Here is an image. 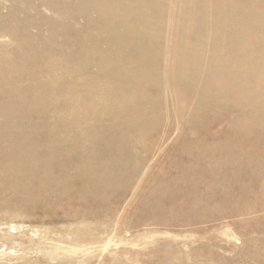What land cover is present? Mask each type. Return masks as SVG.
I'll use <instances>...</instances> for the list:
<instances>
[{
	"label": "rangeland",
	"instance_id": "obj_1",
	"mask_svg": "<svg viewBox=\"0 0 264 264\" xmlns=\"http://www.w3.org/2000/svg\"><path fill=\"white\" fill-rule=\"evenodd\" d=\"M0 86V264H264V0H0Z\"/></svg>",
	"mask_w": 264,
	"mask_h": 264
},
{
	"label": "bare ground",
	"instance_id": "obj_2",
	"mask_svg": "<svg viewBox=\"0 0 264 264\" xmlns=\"http://www.w3.org/2000/svg\"><path fill=\"white\" fill-rule=\"evenodd\" d=\"M220 2H221V1H220ZM227 3H228V2H227ZM238 8H239V7H238ZM250 10H251V9H250ZM249 12H250V11H249ZM238 18H239V17H238ZM258 18H259V17H258ZM239 19H240V18H239ZM106 28H107V27H106ZM235 39H237V38H235ZM90 40H92V38H90ZM109 40H110V39H109ZM111 41H112V40H111ZM111 41H110V42H111ZM230 41H231V40H230ZM119 42H120V41H119ZM143 42H144V41H143ZM145 42H146V41H145ZM145 42H144V43H145ZM113 43H114V42H113ZM115 45H116V44H115ZM144 45H145V44H144ZM116 46H117V45H116ZM116 46H115V47H116ZM119 46L121 47V45H119ZM117 47H118V46H117ZM121 48H122V47H121ZM125 49H126V48H125ZM163 51H164V50H163ZM182 51H183V50H182ZM183 52H184V51H183ZM114 56H115V55H114ZM162 56L164 57V55H162ZM186 60H187V59H186ZM162 63H163V62H162ZM134 65H135V64H134ZM136 65H137V64H136ZM136 65H135V66H136ZM161 65H162V64H161ZM52 67H53V66H52ZM6 70H7V69H6ZM37 70H38V69H37ZM142 72H143V71H142ZM151 72H152V71H151ZM161 72H162V71H161ZM206 72H207V71H206ZM219 72H220V71H219ZM225 73H227V71H226ZM23 74H24V73H23ZM171 75H173V74H171ZM51 80H52V79H51ZM75 80H76V79H75ZM104 80H105V79H104ZM52 82H54V81H52ZM71 82H72V81H71ZM117 83H118V82H116V84H117ZM9 84H10V83H9ZM111 84L113 85V83H111ZM122 84H123V83H122ZM40 85L42 86V84H40ZM76 85H77V84H76ZM91 85H92V84H91ZM8 86H9L10 88H12L10 85H8ZM16 86H17V85H16ZM0 87H1V86H0ZM3 87H5V85H4ZM78 87H79V86H78ZM5 88H6V87H5ZM7 88H8V87H7ZM18 89H19V88H18ZM42 89H44V85H43V88H42ZM130 90H131V88L129 89V91H130ZM13 92H14V91H13ZM13 92H12V93H13ZM82 92H83V91H82ZM126 92H127V91H126ZM131 92H132V91H131ZM134 92H135V91H134ZM141 92H142V91H141ZM74 93H75V92H74ZM89 93H90V92H89ZM123 93H125V92H123ZM135 93H136V92H135ZM111 94H112V93H111ZM63 95H64V93H63ZM119 95H122V94H119ZM127 95H128V94H127ZM224 95H225V94H224ZM0 96H1V95H0ZM77 96H78V95H77ZM100 96H101V95H100ZM115 96H116V95H115ZM125 96H126V95H125ZM59 97H60V96H59ZM128 97H129V96H128ZM27 98H28V97H27ZM62 98H63V97H62ZM72 98H73V97H72ZM80 99H81V98H80ZM70 100H71V98H70ZM120 100H121V99H120ZM127 100H128V99H127ZM139 100H140V99H139ZM62 101H63V100H62ZM68 101H69V100H68ZM80 101H81V100H80ZM80 101H79V102H80ZM112 101H113V100H112ZM115 101H116V100H115ZM121 101H122V100H121ZM108 102H111V101H108ZM119 102H120V101H119ZM75 103H76V102H75ZM75 103H74V104H75ZM114 103L116 104V102H114ZM63 104H64V103H63ZM115 104H114V105H115ZM86 105H88V104H86ZM117 105H118V104H117ZM79 106H80V105H79ZM79 106H78V107H79ZM98 106H99V105H98ZM27 107H28V106H27ZM109 107H111V106H109ZM79 108H80V107H79ZM88 108H89V107H88ZM124 108H125V107H124ZM53 109H54V108H53ZM84 109H85V108H84ZM94 109H95V108H94ZM111 109H112V108H111ZM111 109H110V110H111ZM102 110H103V109H102ZM122 110H123V109H122ZM71 111H72V110H71ZM76 111H77V110H76ZM78 111H79V110H78ZM84 111H86V110H84ZM82 112H83V111H82ZM58 113H59V112H58ZM58 113H57V114H58ZM60 113H61V112H60ZM86 113H87V112H86ZM115 113H116V112H115ZM118 113H119V112H118ZM57 114H56V116H57ZM90 115H91V114H90ZM103 115H104V114H103ZM118 115H119V114H118ZM52 116H53V115H52ZM52 116H51V117H52ZM56 116H55V117H56ZM59 116H60V115H59ZM69 116H70V115H69ZM69 116H68V117H69ZM101 116H102V114H101ZM89 118H90V117H89ZM90 119H91V118H90ZM48 120H49V119H48ZM51 120H52V119H51ZM95 120H98V119H95ZM90 121H92V120H90ZM103 121H104V120H103ZM63 122H64V121H63ZM72 122H73V121H72ZM76 122H77V121H76ZM87 122H88V121H87ZM87 122H86V123H87ZM151 122H154V121H151ZM66 123H67V122H66ZM73 123H74V122H73ZM203 123H204V122H203ZM71 124H72V123H71ZM196 125H197V124H196ZM206 125H207V124H206ZM50 126H51V125H50ZM77 126H78V125H77ZM99 126H100V125H99ZM54 127H55V126H54ZM75 127H76V126H75ZM96 127H97V126H96ZM104 127H105V126H104ZM108 127H109V126H108ZM51 128H52V127H51ZM152 128H154V127H152ZM108 129H109V128H108ZM154 129H155V128H154ZM154 129H153V131H154ZM255 129H256V128H255ZM50 130H51V129H50ZM74 130H75V129H74ZM74 130H73V133L75 132ZM164 130H165V129H164ZM137 131H138V130H137ZM150 131H151V130H149V132H150ZM158 131H159V130H158ZM52 132H53V131H52ZM84 132H85V131H84ZM142 132H143V131H142ZM147 132H148V131H145V133H147ZM165 132H167V131H165ZM168 132H169V131H168ZM252 132H253V131H252ZM73 133H72V135H73ZM138 133H140V132L138 131ZM145 133H144V134H145ZM162 133H164V132H162ZM59 134H60V133H59ZM80 134H81V133H80ZM117 134H118V133H117ZM117 134H116V135H117ZM165 134H166V133H165ZM62 135H64V134H62ZM84 135H85V134H84ZM110 135H111V133H110ZM112 135H113V134H112ZM140 135H141V134H140ZM80 136H81V135H80ZM125 136H126V135H125ZM143 136H144V135H143ZM160 136H161V135H160ZM165 136H166V135H165ZM68 137H71V136L69 135ZM94 137H95V136H94ZM126 137H128V136H126ZM139 137H142V136H139ZM137 138H138V137H137ZM144 138L146 139V137H144ZM69 139H70V138H69ZM127 139L129 140L130 137L127 138ZM138 139H139V138H138ZM134 140H136V139H134ZM81 141H82V140H81ZM109 141H110V140H109ZM137 141H138V140H137ZM137 141H136V142H137ZM145 141H146V140H145ZM39 142H40V141H39ZM82 142H83V141H82ZM102 142H103V141H102ZM110 142H111V141H110ZM133 142H134V141H133ZM139 142H140V141H139ZM139 142H138V143H139ZM80 143H81V142H80ZM86 143H87V142H86ZM108 143H109V142H108ZM134 143H135V142H134ZM82 144H83V143H81V146H82ZM95 144H96V143H95ZM111 144H112V143H111ZM111 144H110V145H111ZM85 145H86V144H85ZM89 145H91V144H89ZM93 145H94V144H93ZM93 145H92V146H93ZM112 145H113V144H112ZM137 145H138V144H137ZM149 145H150V144H149ZM75 146H76V145H75ZM97 146H98V145H97ZM139 146H141V144H139ZM253 146H254V145H253ZM105 147H106V146H105ZM125 147H126V146H125ZM132 147H133V146H132ZM134 147H135V146H134ZM151 147H152V146H151ZM143 148H144V147H142V149H143ZM155 148H156V146H155ZM241 148H242V147H241ZM91 149H92V148H89V149L87 148L88 151H90ZM95 149H96V148H95ZM134 149H135V148H134ZM136 149H137V148H136ZM148 149H149V148H148ZM258 149H259V148H258ZM76 150H78V149H76ZM92 150H93V149H92ZM92 150H91V151H92ZM152 150H153V149H152ZM154 150H155V149H154ZM154 150H153V151H154ZM53 151H54V150H53ZM78 151H79V150H78ZM93 151H94V150H93ZM115 151H117V150H115ZM133 151H134V150H133ZM137 151H140V150L137 149ZM147 151H148V150H146V152H147ZM197 151H198V150H197ZM197 151H196V152H197ZM85 152H86V151H85ZM121 152H122V151H121ZM129 152H130V151H128V153H129ZM241 152H243V151H241ZM52 153H53V152H52ZM72 153H73V152H72ZM77 153H78V152H77ZM89 153H90V152H89ZM112 153L114 154V152H112ZM112 153L109 152L110 156L108 155V153H107V155H108L109 157H112V156H111V155H113ZM122 153H123V152H122ZM135 153H136V152H135ZM260 153H261V152H260ZM80 154H81V153H80ZM90 154H91V153H90ZM90 154H89V155H90ZM92 154H93V153H92ZM119 154H120V153H119ZM125 154H126V153H125ZM125 154H124V155H125ZM130 154H131V153H130ZM137 154H139V152H138ZM177 154H178V153H177ZM2 155H3V154H2ZM72 155H73V154H72ZM77 155H78V154H77ZM85 156H86V155H85ZM91 156H92V155H90V158H91ZM119 156H120V155H119ZM137 156H138V155H137ZM137 156H136V157H137ZM199 156H200V155H199ZM75 157H76V156H75ZM77 157H78V156H77ZM83 157H84V155H83ZM109 157H108V158H109ZM117 157H118V156H117ZM124 157H126V156H124ZM130 157H131V156H130ZM139 157H140V156H139ZM144 157H145V156H144ZM150 157H151V155H150ZM181 157H182V155H181ZM181 157H180V158H181ZM96 158H97V157H96ZM103 158H104V157H103ZM113 158H114V157H113ZM113 158H112V159H113ZM122 158H123V157H122ZM131 158H132V157H131ZM184 158H185V157H184ZM184 158H183V159H184ZM79 159H82V158L79 157ZM104 159H105V158H104ZM119 159H121V158H119ZM141 159H143V158H141ZM141 159H140V160H141ZM178 159H179V158H178ZM83 160H84V159H83ZM105 160H106V159H105ZM105 160H104V161H105ZM107 160H108V159H107ZM114 160H117V159L115 158ZM123 160H124V159H123ZM125 160H126V159H125ZM130 160H131V159H130ZM133 160H134V159H133ZM133 160H132V161H133ZM256 160H257V159H256ZM261 160H262V159H261ZM102 161H103V160H102ZM102 161H100V162H101L100 165H102V163H104V162H102ZM132 161L130 162L131 164H132ZM178 161H179V160H178ZM85 162H86V160H85ZM111 162H112V161H111ZM134 162H135V160H134ZM76 163H77V162H76ZM91 163H92V162H91ZM127 163H128V162H127ZM106 164H107V163H106ZM106 164H105V165H106ZM73 165H74V164H73ZM122 165H123V164H122ZM118 166H119V165H118ZM210 166H212V165H210ZM255 166H256V165H255ZM257 166H258V165H257ZM74 167H75V166H74ZM116 167H117V166H116ZM119 167H120V166H119ZM124 167H125V168H128V167H126V165H125ZM124 167H123V168H124ZM113 168H114V167H113ZM129 168H130V167H129ZM212 168H213V167H212ZM102 169H103V168H102ZM178 169H179V168H178ZM204 169H205V168H204ZM206 169H207V167H206ZM230 169L232 170V168H230ZM101 171H102V170H101ZM217 171H218V170H217ZM127 172H128V171H127ZM142 172H143V171H142ZM142 172H140V173H142ZM101 173H102V172H101ZM112 173H113V172H112ZM137 173H138V172H137ZM207 173H208V171H207ZM214 173H215V172H214ZM108 174H109V173H108ZM176 174H177V173H176ZM113 175H114V174H113ZM139 175H140V174H139ZM114 176H116V175H114ZM6 177H7V176H6ZM108 177H109V176H108ZM111 177H112V176H111ZM117 177H118V178H117ZM117 177H116L117 179H120L119 176H117ZM124 178H125V176H124ZM160 178H162V177H160ZM205 178H206V177H205ZM262 178H263V177H262ZM109 179H110V177H109ZM121 179H122V178H121ZM156 180H158V179H156ZM259 180H260V179H259ZM207 181H208V180H207ZM3 182H4V181H3ZM109 182H110V180H109ZM118 182H119V181H118ZM120 182H121V181H120ZM257 182H258V181H257ZM207 183H208V182H207ZM208 184H209V183H208ZM259 184H260V182H259ZM259 184H258V185H259ZM134 185H135V184H134ZM199 186H202V185L199 184ZM203 186H204V184H203ZM216 187H217V186H216ZM255 187H256V186H255ZM126 188H128V187H126ZM198 188H199V187H198ZM200 188H201V187H200ZM218 188H220V187H218ZM225 188H227V187H225ZM253 188H254V187H253ZM253 188H252V189H253ZM124 189H125V188H124ZM209 189H210V188H209ZM248 189H249V188H248ZM250 189H251V188H250ZM206 191H207V190H206ZM229 191H230V190H229ZM232 192H233V191H232ZM205 193H206V192H205ZM245 193H246V192H245ZM246 194H247V193H246ZM244 196H245V195H244ZM117 197H118V196H117ZM207 197H209V196H207ZM245 197H246V196H245ZM262 197H263V196H262ZM118 198H119V197H118ZM206 200H207V199H206ZM98 201H100V200L98 199ZM192 201H193V200H192ZM227 201H228V200H227ZM237 201H238V200H237ZM90 202H91V201H90ZM92 202H93V201H92ZM195 202H197V201H195ZM206 202H207V201H206ZM219 202H220V201H219ZM240 202H241V201H240ZM200 203H201V202H200ZM210 203H211V202H210ZM210 203H208L209 206H210ZM107 204H108V203H107ZM123 204H124V203H123ZM123 204H122V205H123ZM216 204H217V203H216ZM88 205H89V204H88ZM90 205H91V204H90ZM194 206H195V205H194ZM185 212H187V211H185ZM212 213H213V212H212ZM214 213H216V212H214ZM217 213H219L218 210H217ZM75 214H76V213H75ZM223 214H224V213H223ZM214 215H215V214H213L212 216H214ZM219 218H220V217H219ZM186 219H187L186 221L188 222V219H189V218H186ZM78 224H79V223H78ZM91 224H92V223H91ZM116 224H117V223H116ZM189 224H190V222H189ZM189 224H188V225H189ZM85 225H86V224H84V226H85ZM102 225H103V223H102ZM102 225H100V227H101ZM104 225H105V224H104ZM117 225H118V224H117ZM75 226H76V225H75ZM78 226L81 227V225H78ZM106 226H107V225H106ZM110 226H111V225H110ZM110 226H109V228H111ZM69 227H70V226H69ZM86 227H88V224H87ZM119 227H120V226H119ZM69 229H70V228H69ZM112 229H113V228H112ZM107 230H108V229H107ZM94 231H95V230H94ZM100 231H101V228H100ZM102 231H103V230H102ZM104 231H105V230H104ZM97 233H98V232H97ZM105 233H106V232H105ZM93 234H95V233H93ZM98 234H99V233H98ZM102 234H103V233H102ZM84 236H85V235H84ZM90 236H91V235H90ZM94 236H95V235H94ZM73 237H74V235H73ZM80 237H81V236H80ZM88 238H89V236H88ZM91 238H92V237H91ZM76 239H77V238H76ZM81 239H82V237H81ZM95 239H96V238H95ZM77 240H78V239H77ZM88 240H89V239H88ZM92 240H94V239H92ZM73 241H74V240H73ZM78 241H81V240H78ZM85 241H86V240H85ZM76 242H77V241H76ZM83 242H84V240H83ZM105 242H106V241H105ZM73 243H74V242H73ZM92 244H93V243H92ZM104 244H105V243H104ZM94 245H95V244H94ZM96 246H97V245H96ZM103 247H104V246H103Z\"/></svg>",
	"mask_w": 264,
	"mask_h": 264
}]
</instances>
